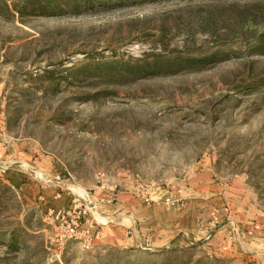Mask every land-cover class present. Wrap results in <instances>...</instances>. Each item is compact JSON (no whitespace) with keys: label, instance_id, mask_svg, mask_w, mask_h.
Here are the masks:
<instances>
[{"label":"rangeland","instance_id":"374dc122","mask_svg":"<svg viewBox=\"0 0 264 264\" xmlns=\"http://www.w3.org/2000/svg\"><path fill=\"white\" fill-rule=\"evenodd\" d=\"M44 2L0 0V264H264V0Z\"/></svg>","mask_w":264,"mask_h":264},{"label":"built area","instance_id":"2783aa9c","mask_svg":"<svg viewBox=\"0 0 264 264\" xmlns=\"http://www.w3.org/2000/svg\"><path fill=\"white\" fill-rule=\"evenodd\" d=\"M95 206L90 200L85 201L84 206L73 204L69 208L52 210L48 216L53 219L57 228V238L60 240H82L84 248L88 249L92 243V224L89 222L87 213L89 207ZM85 226V229L83 227Z\"/></svg>","mask_w":264,"mask_h":264},{"label":"crops","instance_id":"0c3cea01","mask_svg":"<svg viewBox=\"0 0 264 264\" xmlns=\"http://www.w3.org/2000/svg\"><path fill=\"white\" fill-rule=\"evenodd\" d=\"M19 157V161L25 163L26 161H28L29 157L26 154H23L20 152L17 153L16 149H14L12 151V153L9 151V148H0V160H3L4 163H9L10 161L14 160L16 157ZM19 173V174H17ZM6 176H9L10 178L18 177L17 180L20 181L22 178H24V176L26 177V174L23 170H9V172L6 173ZM20 179V180H19ZM60 195L59 194H52V196H50V208H52L53 210H58L59 208H61V203L60 202ZM46 202V201H45ZM97 204H95V206L90 210V214L91 216L94 217V215L96 214L95 212L97 211ZM130 223V222H129ZM114 226H112L113 229ZM119 232V230L117 231ZM114 233V231H113ZM99 236V234H98Z\"/></svg>","mask_w":264,"mask_h":264},{"label":"trees","instance_id":"16d2710c","mask_svg":"<svg viewBox=\"0 0 264 264\" xmlns=\"http://www.w3.org/2000/svg\"><path fill=\"white\" fill-rule=\"evenodd\" d=\"M58 0H45L44 2V5L42 6L44 9H56L57 6H53ZM78 1H82L84 4H89V5H93L94 2L99 4V5H102V4H106V3H109L110 0H78ZM119 1H123V0H119ZM188 63V62H186ZM182 64H185L184 60L182 61H175V63H172V65L170 66H179V65H182ZM128 69V68H127Z\"/></svg>","mask_w":264,"mask_h":264}]
</instances>
